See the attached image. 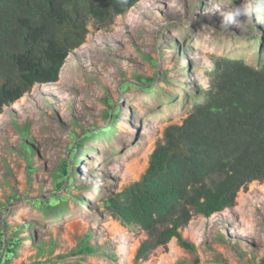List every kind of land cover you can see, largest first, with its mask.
<instances>
[{"label":"rangeland","instance_id":"rangeland-1","mask_svg":"<svg viewBox=\"0 0 264 264\" xmlns=\"http://www.w3.org/2000/svg\"><path fill=\"white\" fill-rule=\"evenodd\" d=\"M246 2L254 0H141L102 28L88 20L84 43L70 52L59 80L35 85L4 107L0 259L17 239L7 264H123L124 247L134 251L133 264H160L175 240L182 253L169 264H264V181L242 188L233 207L209 218L196 215L183 226L194 251L172 239L140 261L148 233L123 225L106 206L141 181L165 130L182 125L195 97L209 88L216 58L258 66L264 22L241 15L237 26L221 29L223 14ZM146 161L138 177L129 173ZM66 164L70 171L59 191ZM241 195L243 217L235 212ZM64 197L49 207V200ZM247 223L251 232L243 236L237 227ZM83 242L87 252L80 251Z\"/></svg>","mask_w":264,"mask_h":264},{"label":"trees","instance_id":"trees-1","mask_svg":"<svg viewBox=\"0 0 264 264\" xmlns=\"http://www.w3.org/2000/svg\"><path fill=\"white\" fill-rule=\"evenodd\" d=\"M140 1L0 0V116L35 85L59 80L70 52L84 43L88 20L102 28ZM208 76L209 88L195 97L182 125L165 130L141 181L106 203L117 221L148 233L138 261L172 239L194 251L181 228L196 215L209 218L233 207L242 188L264 181V55L257 67L239 58H216ZM69 171L66 164L59 191ZM67 199L48 205L58 207ZM167 222L159 232L157 226ZM18 242L9 241L0 264L10 261ZM80 251L87 252L86 242Z\"/></svg>","mask_w":264,"mask_h":264},{"label":"bare ground","instance_id":"bare-ground-1","mask_svg":"<svg viewBox=\"0 0 264 264\" xmlns=\"http://www.w3.org/2000/svg\"><path fill=\"white\" fill-rule=\"evenodd\" d=\"M67 66L65 65L64 66V69H63V73L65 72ZM62 79V78H61ZM153 147V144H150L149 148L150 150L152 149ZM147 161H146V164L144 165H140L141 167H139V165H135V166H131L128 170H129V173L134 176V177H138L140 174H142L147 166ZM238 207H236V210L235 212L238 214V215H241L243 217V212L245 210L244 208V205H245V199L243 197V195L240 196V198H238ZM236 215V214H235ZM248 215V214H247ZM241 217V218H242ZM244 220V219H243ZM203 223V222H202ZM206 227L205 223H203L201 225V228L204 230V228ZM249 223H247V226L245 225H242V226H238V230H239V233L243 236H246L247 234H249L251 232V229H249ZM196 228V227H195ZM196 230V229H195ZM202 230V231H203ZM199 231L197 230L196 233H198ZM202 234V233H201ZM202 238V235L200 236ZM176 245V241L174 240L171 245H170V249H171V252L168 256H166L165 258H162L161 259V263L160 264H169L171 263L173 260H176L180 257V254L182 253L181 250L175 248ZM121 251L124 252V259L122 261L123 264H133V259L135 257L134 255V251H127L124 247V249H122Z\"/></svg>","mask_w":264,"mask_h":264},{"label":"clouds","instance_id":"clouds-1","mask_svg":"<svg viewBox=\"0 0 264 264\" xmlns=\"http://www.w3.org/2000/svg\"><path fill=\"white\" fill-rule=\"evenodd\" d=\"M255 14L257 22H264V0H254V3L246 2L242 7L236 8L223 14L221 29L228 30L234 25H238L237 17Z\"/></svg>","mask_w":264,"mask_h":264},{"label":"water","instance_id":"water-1","mask_svg":"<svg viewBox=\"0 0 264 264\" xmlns=\"http://www.w3.org/2000/svg\"><path fill=\"white\" fill-rule=\"evenodd\" d=\"M62 70V69H61ZM61 73V72H60Z\"/></svg>","mask_w":264,"mask_h":264}]
</instances>
